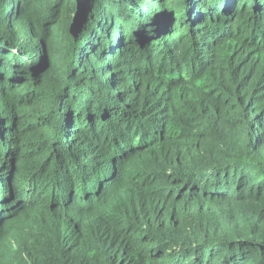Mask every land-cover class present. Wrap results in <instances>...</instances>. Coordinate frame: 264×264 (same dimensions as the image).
I'll use <instances>...</instances> for the list:
<instances>
[{"label": "trees", "instance_id": "16d2710c", "mask_svg": "<svg viewBox=\"0 0 264 264\" xmlns=\"http://www.w3.org/2000/svg\"><path fill=\"white\" fill-rule=\"evenodd\" d=\"M0 264H264V0H0Z\"/></svg>", "mask_w": 264, "mask_h": 264}, {"label": "water", "instance_id": "95a60500", "mask_svg": "<svg viewBox=\"0 0 264 264\" xmlns=\"http://www.w3.org/2000/svg\"><path fill=\"white\" fill-rule=\"evenodd\" d=\"M79 13H80V9L77 10V12H76V14L74 16V22H73L72 27H71V33L74 36L76 35V33L78 31L76 26H75V21H76V19H78Z\"/></svg>", "mask_w": 264, "mask_h": 264}]
</instances>
